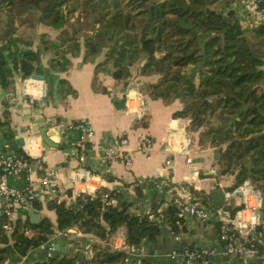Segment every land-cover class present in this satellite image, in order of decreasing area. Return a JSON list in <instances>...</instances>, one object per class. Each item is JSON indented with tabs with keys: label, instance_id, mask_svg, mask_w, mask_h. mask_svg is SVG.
Here are the masks:
<instances>
[{
	"label": "crops",
	"instance_id": "crops-1",
	"mask_svg": "<svg viewBox=\"0 0 264 264\" xmlns=\"http://www.w3.org/2000/svg\"><path fill=\"white\" fill-rule=\"evenodd\" d=\"M228 1L249 43L264 58V1ZM35 28H41L39 33L45 32L47 39L53 38L52 34L56 31L42 24H37ZM36 41L30 40L28 43L31 44L30 48L40 51L35 72L44 76L43 80H39L44 84L45 97L40 106H29L21 91L22 80L19 76L15 78L14 87L0 89V155H28L23 146L28 148V144H31L36 150L39 146L36 142L41 143L39 132L44 127L50 131L54 126L62 125V129L50 137L58 143V147L44 150L41 168L8 176V183L19 189L25 188L28 179H32L37 192V208L31 204L14 205V219H29V212L34 211L40 214V221L47 218L55 226L56 213L48 207V202L55 193L40 185L45 170L54 169L60 185L67 187V183L74 180L75 186L85 193L92 194L103 189L112 191L117 196L114 204H128L129 212L157 220L160 233L153 239H144L138 245L127 246L121 235L122 227L107 239L71 227L66 236L55 232L48 242L30 249L25 256L15 252L11 240H8L7 245L0 240V247L6 245L8 248L5 264H30L41 260L52 253L50 247L58 252L70 249L67 253L75 255L78 264H89L95 245L125 248L130 257L125 264H139L141 259H145L148 264H180L170 253L182 245L207 246L218 250L210 257V264H248L249 260L229 258L220 253L222 242L218 232V213H211L205 220L191 215L181 216L178 231L175 232L178 233V238H175V233L163 220V210L174 203L177 205L190 200L213 210L210 196L216 188L229 192L224 208L230 216L232 209L239 208L236 214L242 211L244 218L250 219L252 213L244 209L245 202L248 206L257 202L254 189L259 188L246 180L253 190L245 186L244 181L234 191H229L235 175L223 173L214 158V150L219 151V148L210 145V137L203 135L202 128H192L188 118L173 116L174 112L182 108V103L178 99L166 102L147 94L145 84L156 82L158 75H139L137 66L135 68L133 65L130 67V75L117 80L110 71L98 65L105 60L106 53L103 51L90 59L83 50L78 49L69 56L64 55L66 59H61L58 64L52 61L53 53L49 49L44 50L39 41ZM125 81L130 82L127 87L124 85ZM135 90L141 91L145 98L144 117H137L127 108V105H131L128 98ZM12 93L18 100L15 105L6 99ZM81 120L94 129V134L86 139L89 150L83 161L78 160L72 147L77 136L75 125ZM146 134L153 141L148 157L136 152ZM17 137H23L22 147L16 143ZM120 139H125L126 142L118 145ZM108 147L131 153L130 164L119 159H106L104 152ZM167 159L170 160L169 166L165 164ZM213 171L214 173H209ZM56 194L58 200L70 202L66 193ZM202 196H207L209 202H203ZM3 207L4 201L0 197V224L3 220ZM257 232L253 235L256 236ZM35 233L33 230L26 232L30 236L36 235ZM6 234L9 238V233ZM57 236H62L65 241V245L58 243V250L55 249L57 245L54 242ZM250 261L264 264V261Z\"/></svg>",
	"mask_w": 264,
	"mask_h": 264
},
{
	"label": "trees",
	"instance_id": "trees-1",
	"mask_svg": "<svg viewBox=\"0 0 264 264\" xmlns=\"http://www.w3.org/2000/svg\"><path fill=\"white\" fill-rule=\"evenodd\" d=\"M77 5L88 9L93 19L92 35L84 39L85 56L93 59L107 48L105 60L98 65L117 80L130 75L133 65L139 75H158L156 82L147 84V94L166 102L178 99L182 108L173 116L188 118L192 128H204L210 145L219 148L216 161L223 173L235 175L229 191L251 181L264 203V58L249 43L228 0H0V12L6 18L0 25V89L14 87L16 76L29 77L40 57L38 50H10L4 43L22 27L35 25V10L40 24L66 34L64 27L77 13ZM47 42L42 35L44 50ZM99 192L115 194L104 189ZM99 192L67 203L48 202L56 213L55 226L47 218L36 224L16 218L8 238L1 222L0 240L6 245L11 240L15 252L25 256L55 232L66 236L71 227L101 239L122 227L127 246L160 233L157 220L129 212L125 203L105 204ZM202 200L209 202L207 196ZM31 205L37 208L36 199ZM238 209H232V215ZM181 218L175 203L163 210V220L174 233ZM28 230L36 235L26 234ZM256 244L263 252V245ZM6 245L0 247V264L8 256ZM126 255L125 248L95 245L89 264H125ZM30 264L78 261L71 253L53 250ZM139 264L148 262L141 259Z\"/></svg>",
	"mask_w": 264,
	"mask_h": 264
},
{
	"label": "built area",
	"instance_id": "built-area-1",
	"mask_svg": "<svg viewBox=\"0 0 264 264\" xmlns=\"http://www.w3.org/2000/svg\"><path fill=\"white\" fill-rule=\"evenodd\" d=\"M257 3H263L264 0H256ZM22 80V93L26 98V101L31 107H38L45 97V87L42 81L39 79H34L32 77L20 78ZM19 92V90H18ZM6 99L11 104H16L18 102L17 98L12 94H8ZM130 106L127 105L129 111L134 112L137 117H144L146 114V101L141 91L135 90L132 96H129ZM75 129L77 130V136L72 142V147L76 152V156L79 161H83L88 153V144L86 139L94 134V129L86 121L81 120L76 123ZM125 139H120L119 144H124ZM39 144L36 150L33 149L31 144H28V148L25 145L23 149L28 153V158L15 157V156H4L0 155V197L4 201L3 207V220L2 228L10 233L13 230L14 216L12 213V206L14 205H29L37 197V192L35 191V182L32 179H28L27 185L23 189L16 188L8 183L9 175H17L23 171L32 172L42 166L44 147L38 141ZM153 141L149 135H144L137 147L136 152H139L145 156H150L152 151ZM32 148V149H31ZM104 157L106 159H119L125 164H130L132 154L125 151H120L119 149L108 147L104 152ZM166 166L170 165V160L165 161ZM40 185L43 189L55 193L49 202L60 203L56 193H66L70 201H75V199L83 194L89 195L91 197L97 196V192L89 194L80 191L74 183V180H70L67 183V187L60 185L57 182V174L54 169L45 170V174L40 180ZM245 185V184H244ZM251 187V185H245ZM252 189V187H251ZM253 190V189H252ZM69 192V193H68ZM256 193V190L254 189ZM102 201L105 204H114L117 199L116 194L109 195L107 192H99ZM258 201L253 205L248 206L245 202V210H250L251 218H244L245 214L239 211L237 214L224 218L215 209H210L207 206L193 202L185 201L177 204L178 215H191L200 220H205L210 216L211 213H218L219 224L218 232L219 238L222 242L221 254L229 258H243L249 260L248 264H256L250 260H256L257 262L264 261V251L260 252L256 243L263 245L264 249V217L260 218V207L262 204V198L260 194H257ZM229 196V192L226 193V197ZM259 226V229H258ZM257 235L254 236V232ZM69 232L67 231L66 235ZM60 235H64L62 232H58ZM122 235V234H121ZM175 238H178V233L174 234ZM123 237V236H122ZM116 250L122 249L120 246H115ZM50 250H54L50 247ZM218 250L207 246H187L182 245L178 250L172 251L170 256L172 258L178 259L180 264H210V257L215 255ZM129 253L127 252L124 258V263L129 262Z\"/></svg>",
	"mask_w": 264,
	"mask_h": 264
},
{
	"label": "rangeland",
	"instance_id": "rangeland-1",
	"mask_svg": "<svg viewBox=\"0 0 264 264\" xmlns=\"http://www.w3.org/2000/svg\"><path fill=\"white\" fill-rule=\"evenodd\" d=\"M220 4V2H217ZM78 6V5H77ZM216 7V5H215ZM80 13V14H79ZM89 10H83V6H78L77 13L73 15L72 20L68 23L66 27H64V31L66 34H64L60 29H56L54 34H52L53 38H49L47 44L49 45L47 49H49L53 53V58H55V61H61L63 59L64 55H68L70 53H73L74 51H77L78 49L84 50V39H86L88 36L92 35V32L90 29L92 28V17L88 16ZM38 11L35 10L34 13V20L35 25L32 28L28 27H22L18 32L15 33L8 41H6L4 44H6L10 50L13 49H28L30 48V43L28 41H36L41 45V36L46 34L45 32H40L42 30L41 28H35V26L38 24L41 25L38 22ZM5 15L0 12V25L3 23V20H5ZM41 27V26H40ZM63 33V35H62ZM46 37V36H45ZM69 37L73 38L71 42L68 39ZM78 40V43L76 42ZM32 43V42H31ZM72 45V47H71ZM79 45V46H78ZM20 46L22 48H20ZM74 46H78V49H75ZM43 48V47H42ZM44 49V48H43ZM8 50V49H7ZM36 50V49H34ZM38 50V49H37ZM103 52H108L107 48L101 49ZM39 51V50H38ZM44 51V50H43ZM80 51V50H79ZM40 52V51H39ZM112 61L108 62L107 67L110 68V63ZM137 62V61H136ZM138 64V63H136ZM157 81V80H156ZM147 87V84H145V89ZM140 89L143 90V88L140 87ZM145 93V92H144ZM204 130V128H203Z\"/></svg>",
	"mask_w": 264,
	"mask_h": 264
},
{
	"label": "water",
	"instance_id": "water-1",
	"mask_svg": "<svg viewBox=\"0 0 264 264\" xmlns=\"http://www.w3.org/2000/svg\"><path fill=\"white\" fill-rule=\"evenodd\" d=\"M30 77L34 78V79H41L43 80L44 79V76L41 75V74H38L36 72H33ZM128 83H130L129 81H125L124 82V85L127 87L128 86ZM134 86H136V84H134ZM62 129V125H57V126H54L52 130H47L46 127L43 128V130H41L39 132V138L41 140V144L42 146L44 147V149H49L51 147H58V143L54 142L51 140V136L56 134L59 130ZM16 143L22 147V145H24V139L23 137H17L16 139ZM218 149H215L214 150V158L217 160V157H218ZM19 157V156H18ZM209 173H214L213 172H209ZM245 185H250V182L246 181L245 182ZM256 193L257 194H261L260 190H256ZM210 199H211V205L212 207L217 210L219 212V214L224 217V218H228L230 217V213L227 212L224 208V205H225V201H226V193L224 192L223 189L221 188H216L215 190H213L211 192V196H210ZM264 203L262 201V204H261V211H260V218L263 219L264 217ZM29 219L32 223H38L40 221V214L37 213V212H34V211H30L29 212ZM258 229H259V226H258ZM54 242L57 246H55V249L58 250V243H61V245H65V241L63 240V237L62 236H57L54 238ZM69 250H64L62 249V252L63 253H67Z\"/></svg>",
	"mask_w": 264,
	"mask_h": 264
}]
</instances>
